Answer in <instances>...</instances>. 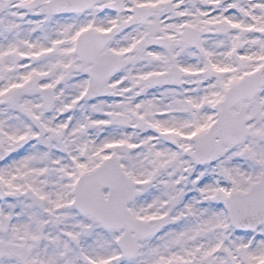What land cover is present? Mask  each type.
I'll return each mask as SVG.
<instances>
[{
  "label": "snow or ice",
  "instance_id": "6c2138e0",
  "mask_svg": "<svg viewBox=\"0 0 264 264\" xmlns=\"http://www.w3.org/2000/svg\"><path fill=\"white\" fill-rule=\"evenodd\" d=\"M0 264H264V0H0Z\"/></svg>",
  "mask_w": 264,
  "mask_h": 264
}]
</instances>
